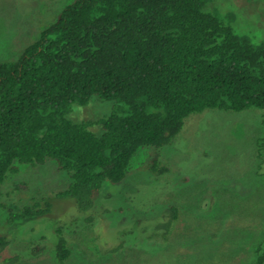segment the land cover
<instances>
[{
  "label": "trees",
  "instance_id": "trees-1",
  "mask_svg": "<svg viewBox=\"0 0 264 264\" xmlns=\"http://www.w3.org/2000/svg\"><path fill=\"white\" fill-rule=\"evenodd\" d=\"M218 6L217 0L66 3L15 58L0 61V186L17 163L53 160L69 178L54 196L73 198L81 214L76 224H92L103 186L125 178L140 148L169 144L190 114L255 107L264 128V38L240 32L235 13ZM94 99L107 101L108 111L94 119L71 116ZM158 157L156 151L142 168L166 172ZM52 198L8 218L41 217ZM177 212L166 203L156 235L166 237ZM64 228L57 222L46 239L58 264L71 254ZM11 240L0 235V252ZM255 252L254 264H263V243Z\"/></svg>",
  "mask_w": 264,
  "mask_h": 264
},
{
  "label": "rangeland",
  "instance_id": "rangeland-1",
  "mask_svg": "<svg viewBox=\"0 0 264 264\" xmlns=\"http://www.w3.org/2000/svg\"><path fill=\"white\" fill-rule=\"evenodd\" d=\"M70 1L0 0V61L15 58ZM217 5L235 13L240 32L264 38V0H217ZM108 107L94 99L71 116L94 119ZM261 126L255 107L190 114L169 144L140 148L125 178L103 186L92 224H76L81 214L73 198L54 196L69 183L55 161L17 163V172L0 186V235L12 239L0 259L17 255L12 264H58L46 239L63 222L71 249L66 264H254L257 244L264 249ZM156 151L168 168L159 175L141 165ZM47 195L53 198L45 215L9 220L21 206ZM166 203H175L178 212L161 238L155 224ZM38 241L45 245L41 252Z\"/></svg>",
  "mask_w": 264,
  "mask_h": 264
}]
</instances>
